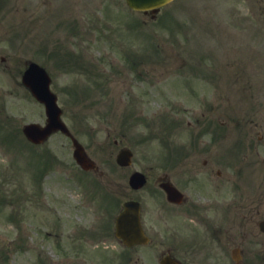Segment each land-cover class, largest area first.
<instances>
[{
	"label": "rangeland",
	"instance_id": "374dc122",
	"mask_svg": "<svg viewBox=\"0 0 264 264\" xmlns=\"http://www.w3.org/2000/svg\"><path fill=\"white\" fill-rule=\"evenodd\" d=\"M63 6L69 10L67 15L48 17L43 47L52 49L57 31L59 39L72 40L57 22L65 28L76 25L88 38L74 39L87 59L84 65L63 67L44 61L45 66L54 78L65 122L104 172L95 179L105 193L114 194L118 209L134 197L128 185L131 172L160 167L154 156L168 148L164 133L170 137L163 116L189 120L192 113L194 119L200 114L195 111L199 96L192 89H218L215 101L208 91L199 92L208 106H218L216 120L227 121L233 110L236 116L264 125V0H176L155 20L142 13L132 16L126 0H64ZM112 13L121 17L114 20L109 17ZM108 21L115 26L110 27ZM34 47L28 44L25 57L11 48L3 50L11 60L12 56L37 60ZM16 61L19 65L9 69L10 76L0 69V121L9 126L8 133L13 132L17 141L11 149L0 144V260L10 248L15 252L10 253L9 264H34L31 259L27 263L12 244L20 232L27 233L33 244L40 242L41 232L53 231V220H73L75 227L86 222L92 226L109 217L115 202L101 189L100 193L93 189L90 182L96 196L82 188L80 179L84 177L79 174L83 173L65 137L54 136L38 148L27 143L23 125L44 122L45 110L13 79L16 67L23 65ZM254 72L255 81L247 83L243 76ZM189 80L194 85L186 89ZM231 88L239 89L238 93ZM190 93L193 97H188ZM225 131L218 129L214 135L221 138ZM186 135L182 131L170 137L171 154L190 152L184 151L191 141L184 139ZM124 147L133 150L134 163L120 170L116 157ZM48 155L54 160V169L45 174ZM42 172L44 183L35 188L34 181ZM118 209L108 220H113ZM10 220L21 222V228Z\"/></svg>",
	"mask_w": 264,
	"mask_h": 264
},
{
	"label": "flooded vegetation",
	"instance_id": "af4514ba",
	"mask_svg": "<svg viewBox=\"0 0 264 264\" xmlns=\"http://www.w3.org/2000/svg\"><path fill=\"white\" fill-rule=\"evenodd\" d=\"M63 4L0 0V68L4 65L5 75L19 60L23 65L12 77H22L33 60L24 58L32 29L46 25L53 14L67 15ZM3 48L24 57L12 56V61ZM218 122H187L201 141L195 151L175 159L164 154L159 169L143 171L146 185L131 188L134 197L129 199L141 205L145 243L125 245L116 235V220L78 227L73 220H53V231L41 232L40 242L25 243L20 254L34 264H264V125L233 115L231 136L223 146L214 136L217 124H223Z\"/></svg>",
	"mask_w": 264,
	"mask_h": 264
},
{
	"label": "water",
	"instance_id": "95a60500",
	"mask_svg": "<svg viewBox=\"0 0 264 264\" xmlns=\"http://www.w3.org/2000/svg\"><path fill=\"white\" fill-rule=\"evenodd\" d=\"M128 4L135 10H140V11H148V10H155L163 5L168 4L170 1L172 0H127ZM36 66H33V68ZM43 77L46 78V75L41 72ZM39 81V79H37V82ZM29 82V80L27 81ZM49 81H47L46 83V87L43 86V82L39 81L37 84V88L36 90L34 89L33 85L30 84L31 88L33 89L34 94L36 95V97L42 101L45 102L47 104L48 109V114H49V125L46 129H41L38 125H30L27 126L25 128V133L26 135L35 143H41L42 141H44L53 131L56 130H63L64 132H68L67 129L65 128V126L61 123L60 121V112H58V107L55 103L56 99L54 96H52L49 92ZM74 144L76 147V151H75V158L77 159V161L79 162V164L86 170L91 169V168H95V165L93 164V162H91L86 153L84 148L76 141L74 140ZM132 154L128 151L127 155L125 154H121L118 162L120 163V165L122 166H126L129 164L130 158H131ZM138 176H141L140 174H136L131 178V184L134 185V181L138 180L137 184L139 183V185H143V183H145L144 180H139ZM135 187V186H134ZM125 212L119 217L118 220H132L133 218V213H132V209H138L136 204L134 203H126L125 204ZM137 210V211H138ZM134 220H137V216ZM121 223V222H120ZM121 232L123 231V228L119 227Z\"/></svg>",
	"mask_w": 264,
	"mask_h": 264
}]
</instances>
